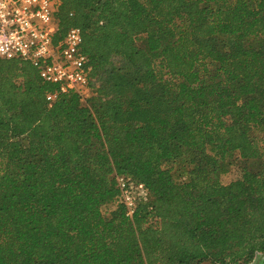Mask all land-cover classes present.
<instances>
[{
    "label": "trees",
    "instance_id": "trees-1",
    "mask_svg": "<svg viewBox=\"0 0 264 264\" xmlns=\"http://www.w3.org/2000/svg\"><path fill=\"white\" fill-rule=\"evenodd\" d=\"M92 94L0 59V264H264V0H60ZM238 162L239 178L222 182ZM147 194L126 214L117 176Z\"/></svg>",
    "mask_w": 264,
    "mask_h": 264
},
{
    "label": "built area",
    "instance_id": "built-area-1",
    "mask_svg": "<svg viewBox=\"0 0 264 264\" xmlns=\"http://www.w3.org/2000/svg\"><path fill=\"white\" fill-rule=\"evenodd\" d=\"M59 7L60 0H0V59L30 62L43 81L57 85L47 93L49 106L71 91L83 98L92 94V67L81 48V29L70 27L62 38L55 39L60 29ZM116 179L121 202L131 217L147 189L123 175ZM261 256L257 253L251 264Z\"/></svg>",
    "mask_w": 264,
    "mask_h": 264
},
{
    "label": "rangeland",
    "instance_id": "rangeland-1",
    "mask_svg": "<svg viewBox=\"0 0 264 264\" xmlns=\"http://www.w3.org/2000/svg\"><path fill=\"white\" fill-rule=\"evenodd\" d=\"M241 175V169L238 162H234L229 165L228 170L222 175L221 179L223 183H229Z\"/></svg>",
    "mask_w": 264,
    "mask_h": 264
}]
</instances>
